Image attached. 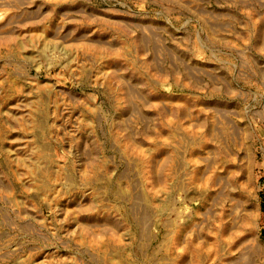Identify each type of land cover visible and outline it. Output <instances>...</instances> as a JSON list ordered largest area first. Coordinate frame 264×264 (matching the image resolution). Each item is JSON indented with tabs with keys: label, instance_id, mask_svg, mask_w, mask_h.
Masks as SVG:
<instances>
[{
	"label": "rangeland",
	"instance_id": "1",
	"mask_svg": "<svg viewBox=\"0 0 264 264\" xmlns=\"http://www.w3.org/2000/svg\"><path fill=\"white\" fill-rule=\"evenodd\" d=\"M203 140L218 238L152 189ZM0 264H264V0H0Z\"/></svg>",
	"mask_w": 264,
	"mask_h": 264
},
{
	"label": "crops",
	"instance_id": "2",
	"mask_svg": "<svg viewBox=\"0 0 264 264\" xmlns=\"http://www.w3.org/2000/svg\"><path fill=\"white\" fill-rule=\"evenodd\" d=\"M160 146H162V149H160L159 151V147H157V151L158 154L161 152V156L159 155V159L156 160L157 164L155 163L157 166V171H152V189L157 190L161 196L158 207L161 213H163L162 215L166 213L167 207L171 205L170 192L174 189H177V184L179 183V181L184 180V178L187 176V182L183 181V185L186 186L187 190L193 192V201L198 200L199 204L196 208H192L191 214L194 215L186 219L188 222V230H185L184 226V229L182 231L189 232L190 237L193 238H218V234L215 232H218V226L214 227L213 229V226L216 225L215 223H218V199L216 198L214 199V201H212L211 196L213 195V193H211V191H223L231 189L230 187H232V183L228 179L232 173L236 174V172L232 171V168L237 170L238 164L230 162V159L225 156H219V153H221L219 149L217 147H212V149H210L208 147L207 141L205 142L204 140L198 142L192 148L189 147V154L184 161L182 160V162H178L177 158H174L175 156L171 155L170 144L164 145V143H162ZM206 150H209V152L212 154V158L209 160V162L205 157H203V152H205ZM227 153H229V155L226 154V156H229V158H233V152L231 148ZM178 165L184 167L185 169L182 168V171H177L176 169ZM218 167L222 168L223 171L221 173H218ZM223 167H225V169H223ZM225 174H227V176L229 177L222 178V176H224ZM180 175H183L184 177H180ZM227 185H229L230 187ZM234 185L237 186L236 184ZM184 190L186 189L184 188ZM211 201L214 203L213 208H215V210L213 213H211V215H208V210L211 209L210 207L212 206ZM226 214H228V212ZM232 214V211H230V217H232ZM195 222H198V230H193V227L191 228V225ZM168 232L169 229L167 227L166 233ZM178 232L179 231H176L178 235L179 233H183ZM211 232L214 233L211 234ZM177 234L175 236H177Z\"/></svg>",
	"mask_w": 264,
	"mask_h": 264
}]
</instances>
